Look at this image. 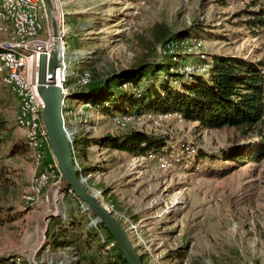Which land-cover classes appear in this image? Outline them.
I'll use <instances>...</instances> for the list:
<instances>
[{
  "label": "rangeland",
  "instance_id": "obj_1",
  "mask_svg": "<svg viewBox=\"0 0 264 264\" xmlns=\"http://www.w3.org/2000/svg\"><path fill=\"white\" fill-rule=\"evenodd\" d=\"M251 1L221 5L217 0H54L57 24L60 13L65 20L59 39L60 46L64 42V71L69 73L65 92H80L93 76L156 61L162 54H173V59L184 54L186 63L179 72L186 76L207 72L212 53L264 62V35L250 34L244 17L236 15ZM46 5L47 20H42L43 29L35 37L18 39L11 24L0 22V50L27 51L35 41L48 40L53 31L47 1ZM186 30L200 38L161 46L172 33ZM161 32L163 38H158ZM37 59H32V80L37 79ZM83 70L90 75L87 84L79 82ZM0 90V116L8 129L2 162L15 182L11 209L0 223V258L21 255L24 264H52L50 259L61 255L68 257L66 264L78 258L76 264H102L111 243H102L106 236L99 221L90 211H82L87 206L82 207L72 191L56 193L60 171L54 157L46 160L50 144L43 121L39 138L29 140L16 125L17 96L1 81ZM65 104L74 110L67 121L72 146L76 136L126 130L168 138L169 147L153 152L154 157L93 145L96 149L89 155L94 160L98 153L103 155L86 165L97 166L92 172L84 171L73 148L79 179L120 221L145 264H264V156L232 164L216 159L220 150L245 143L250 134L242 136L231 127L200 129L177 111H129L134 115L116 117L117 113L101 114L78 98L66 97ZM227 169L229 173L222 175L221 170ZM61 214L98 232L86 250L77 247L79 255L73 246L53 250L47 243L48 230L56 224L53 218Z\"/></svg>",
  "mask_w": 264,
  "mask_h": 264
},
{
  "label": "trees",
  "instance_id": "obj_2",
  "mask_svg": "<svg viewBox=\"0 0 264 264\" xmlns=\"http://www.w3.org/2000/svg\"><path fill=\"white\" fill-rule=\"evenodd\" d=\"M217 1L226 5L233 0ZM257 1L247 2L236 14L244 17V25L254 36L264 35V3L258 4ZM240 2L243 3L242 0ZM157 37L163 38L162 32ZM187 37L200 38L187 30L179 31L164 39L161 46ZM161 56L159 60L117 69L104 77L93 76L84 86L86 89L75 93L74 97L88 102L104 115L127 111L143 113L176 110L185 120L196 122L200 129L231 127L237 129L242 136L251 135L252 138L243 144L220 150L216 159L222 162L232 164L248 159L258 160L264 156V62L248 60L239 55L210 54L207 72L186 76L184 72H179L186 63L184 54L175 55L177 59H173V54ZM63 110L65 111V107ZM6 130V123L0 116V223L5 220V213L11 209L10 191L15 185L9 176V167L2 162V146L8 133ZM168 144L165 135L141 130L100 136L86 134L76 136L73 140L75 155L82 160L86 158L88 148L93 145L140 156L162 152L163 148L169 147ZM46 160H53L50 147ZM96 167L85 166L83 169L92 172ZM221 173L225 175L229 170H221ZM83 205L85 204L81 202L82 207ZM82 211L87 213L89 209L82 208ZM91 214L96 216L93 212ZM86 217L88 219L87 215ZM53 221L56 224L48 230L47 237V243L53 250L73 246L76 252L77 247L84 251L87 245H91L92 239L98 236L97 230L88 223V229L81 228L78 222L71 223L62 214L53 218ZM97 225L106 236L105 240L102 234V243H111V250L102 264H128L107 228L101 221ZM102 245L99 247L102 248ZM176 253L180 255V248ZM8 258L1 257L0 264H8ZM141 259L143 261L142 256ZM79 261L78 258L74 264ZM89 264L96 262L90 261Z\"/></svg>",
  "mask_w": 264,
  "mask_h": 264
},
{
  "label": "bare ground",
  "instance_id": "obj_3",
  "mask_svg": "<svg viewBox=\"0 0 264 264\" xmlns=\"http://www.w3.org/2000/svg\"><path fill=\"white\" fill-rule=\"evenodd\" d=\"M46 1L47 0H6V2L8 3L7 5L5 0H0V22L2 23L7 22L11 24L12 27H14V24L17 23V16L15 15L14 11H21V7L30 8L31 17H32L31 18L32 28L25 30L24 24H17V26H15V29H14L15 31L14 36L18 39L22 38L21 36L35 37L37 33L43 29L42 20H47V17H48V9L46 5ZM52 4H53L54 11H55V17H56V22H57L56 10L54 7V0H52ZM49 12H50V7H49ZM63 15L60 13L58 17L59 19V22L57 24L58 41L59 39L62 40V37L64 36V32H65V20H64ZM53 41H54L53 34L49 33L48 40L43 41V42L35 41L32 49H29L27 51L20 52L14 48H7L4 50H0V81L4 85H6L11 91H13L19 100V108H18L17 115H16V125L20 130L24 132V134L28 133L29 140H31L33 137L38 139L40 136V132L42 130L41 120L43 121L42 111L44 108V102L38 93V68H37V79L32 80V84H36V85H31V92H34V97H30L28 101V94L26 92V84H22V76L20 75V67H19V64H17L16 62V58H24V59L38 58L37 60L39 61V57L41 54H45L49 57V46H46V45H52ZM63 46H64V42L61 41V46H60V41H59V48H58L59 66L57 67L55 78H56V83L61 87V90L63 93V98L61 101L63 128H64L65 133L67 134V137L70 143H72V137L70 133L71 128L68 125L67 121H68V117L74 114V110L72 108H66V107H65V111L63 110V107L66 106L65 104L66 97H69V94H70V93L66 94L65 89H64V84L66 82L65 77H67L69 73L67 72L68 70L66 72L64 71L65 60H64V47ZM79 79H80L79 82L81 84H87L90 81V75H88L83 70L82 76ZM160 113L167 114L169 112L166 111V112H160ZM122 115L133 116L134 114L132 112L127 111L125 113H117L115 116L118 117ZM43 125H44V122H43ZM48 140H49V137H48ZM71 148L73 152V162H74V167H75V165H77V162H76V158L74 157V151H73L72 144H71ZM146 155L148 157L155 156L153 152H150ZM52 156L54 157L53 154ZM56 164H57V161H56ZM57 167H58V164H57ZM77 168L79 170L81 169L80 167H77ZM77 176H78V173H77ZM60 179L62 180L61 172H60ZM57 187H59V184ZM81 202L85 204L83 201ZM67 258L59 255L58 257L51 258L50 262L52 264H56L57 261H59V264H66ZM8 261H9L8 264H24L21 255H13L8 258Z\"/></svg>",
  "mask_w": 264,
  "mask_h": 264
},
{
  "label": "water",
  "instance_id": "obj_4",
  "mask_svg": "<svg viewBox=\"0 0 264 264\" xmlns=\"http://www.w3.org/2000/svg\"><path fill=\"white\" fill-rule=\"evenodd\" d=\"M50 7V20L53 30V47L49 57L41 54L38 61V93L44 102L42 111L43 122L49 137L50 149L61 172V183L56 193L63 190L72 191L83 201L97 219L103 223L120 248L128 264H145L140 253L132 244L125 228L115 217L113 212L96 197L94 193L79 180L74 167L71 143L63 128L61 101L63 93L56 83V69L59 66L58 58V28L52 0H47ZM75 93H70L74 97Z\"/></svg>",
  "mask_w": 264,
  "mask_h": 264
},
{
  "label": "built area",
  "instance_id": "obj_5",
  "mask_svg": "<svg viewBox=\"0 0 264 264\" xmlns=\"http://www.w3.org/2000/svg\"><path fill=\"white\" fill-rule=\"evenodd\" d=\"M6 4L8 5L7 2ZM14 13L17 16V23L14 24L13 29H15V26H17V24H24L25 30L32 28L31 27L32 17H31L30 8L21 7V11H14ZM46 46H49V54H50L53 44L46 45ZM16 62L17 64H19V67H20V75L22 76V84H26V92L28 94V101H29L30 97H34V92H31V85H36V84H32V76L34 74V62L32 61V59H24V58H16ZM45 174H46V169L44 168V172H41V177H44ZM35 184H36V180H35ZM34 191H35V187H34Z\"/></svg>",
  "mask_w": 264,
  "mask_h": 264
},
{
  "label": "crops",
  "instance_id": "obj_6",
  "mask_svg": "<svg viewBox=\"0 0 264 264\" xmlns=\"http://www.w3.org/2000/svg\"><path fill=\"white\" fill-rule=\"evenodd\" d=\"M212 54H213V53H212ZM224 54H225V53H224ZM94 149H96V148H94V146L89 147V148H88V154H87L86 158L82 160L81 157H80V160H81V163H82L83 166H86L88 163H92L91 161H93L94 163H96V161H100V160H99L100 158H98V156H99V155H103V152L98 153V154L96 155V157H95V160H94V157H92L93 155H92V156L89 155V153L91 154V153H93V152L95 151ZM120 153L123 154V153H127V152H125V151H120ZM108 175H109V174H108ZM108 175H105V176L103 177V181H104V182H106V180H107V178H108ZM110 192H111V190H109L108 193L110 194ZM108 193H107V195H109Z\"/></svg>",
  "mask_w": 264,
  "mask_h": 264
}]
</instances>
